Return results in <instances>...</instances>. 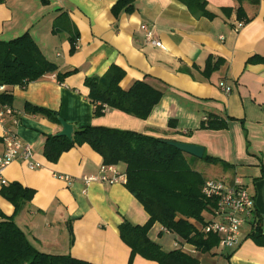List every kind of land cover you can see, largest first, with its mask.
Segmentation results:
<instances>
[{
    "label": "crops",
    "instance_id": "crops-1",
    "mask_svg": "<svg viewBox=\"0 0 264 264\" xmlns=\"http://www.w3.org/2000/svg\"><path fill=\"white\" fill-rule=\"evenodd\" d=\"M116 1L5 0L0 4V40L28 32L58 71L76 69L63 82L50 73L24 86L4 85L3 90L13 97L18 121L13 125L8 118L0 122V137L3 127L12 128L30 145L33 159L41 166L30 169L17 159L0 171V183L17 181L34 190L32 199L17 213L0 195V211L13 216L35 249L93 264H127L130 249L121 240L118 227L125 219L142 225L149 217L124 183L81 182L83 175L96 173L102 164L100 155L87 144L49 162L42 153L45 136L56 134L61 126L42 115L24 113V104L30 103L56 111L74 129L107 126L203 146L205 154L227 165L205 166L197 160L193 166L206 179L224 176L244 185L262 216L264 234V177H260L264 168V62L247 63L253 56L264 57V0H204L212 18L194 15L178 0H133L131 13L121 11L114 16L111 7ZM237 7L248 21L236 30ZM61 13L78 33L73 53L67 33L52 32ZM143 23L153 29L161 46L145 42ZM208 57L221 58L223 64L205 76L202 69ZM112 64L125 71L121 87L144 80L161 90L160 101L145 119L111 107L101 116L93 115L84 78L101 76ZM221 82L229 92L223 91ZM209 116L227 118V128L200 129V122ZM2 150L1 143L0 153ZM117 167L123 172V164ZM207 172L216 175L208 177ZM57 174L69 175L74 181L67 184ZM249 219L242 225L234 249L216 246L201 253L184 244L183 251L203 264H264V246L248 236ZM148 237L164 251L181 244L157 222ZM132 264L156 262L136 255Z\"/></svg>",
    "mask_w": 264,
    "mask_h": 264
},
{
    "label": "trees",
    "instance_id": "trees-1",
    "mask_svg": "<svg viewBox=\"0 0 264 264\" xmlns=\"http://www.w3.org/2000/svg\"><path fill=\"white\" fill-rule=\"evenodd\" d=\"M4 1L0 0V4ZM178 1L196 16H214L206 9L204 0ZM133 10V0H117L111 7L114 16L121 11L131 13ZM236 19L243 23L248 21L241 7L236 8ZM52 32L67 33L70 53L75 51L78 33L64 13L54 20ZM261 62H264L263 56H253L247 60V63ZM222 64L223 59L208 57L202 69L203 75L208 76ZM75 71L76 69L58 71L56 65L42 55L28 32L7 41L0 40V85L24 86L50 73H55L56 80L63 82L66 76ZM124 75L125 71L121 67L112 64L103 75L84 78L83 84L88 89L86 97L94 105V116L103 115L105 108L111 107L145 119L160 101L161 90L153 88L144 80H135L128 88L121 87L120 81ZM12 101V95L2 90L0 105L12 108ZM23 111L42 115L59 124L56 111L30 103L24 104ZM227 126V118L209 116L200 122L199 128L221 130ZM166 140L168 139L132 130L90 125L75 128L70 140L53 134L45 136L42 153L49 162H56L63 152L75 146L87 144L100 155L102 164L124 165V185L149 215L142 225L132 224L125 219L118 227L121 240L130 249L127 264H132L136 255L156 264H203L180 248L164 251L151 241L148 231L156 222L165 230L174 233L179 243L189 244L201 253L210 252L218 244L216 235L201 231L207 221L208 212L215 203L204 196L202 187L206 180L205 175L196 170L193 164L197 160L208 164H227L205 153L201 159L190 156L168 145ZM260 177H264V168L261 169ZM0 195L12 204L14 213H17L32 199L34 190L12 181L0 183ZM250 217L251 220L248 221L252 228L248 236L257 245L264 246L262 216L253 209ZM0 264L93 263L68 254H47L35 249L14 222L13 216H6L0 211Z\"/></svg>",
    "mask_w": 264,
    "mask_h": 264
},
{
    "label": "built area",
    "instance_id": "built-area-1",
    "mask_svg": "<svg viewBox=\"0 0 264 264\" xmlns=\"http://www.w3.org/2000/svg\"><path fill=\"white\" fill-rule=\"evenodd\" d=\"M243 25L241 21L236 22L237 30ZM143 37L146 43L153 46H161V42L156 38L153 29L147 24L141 25ZM224 92H229L230 88L223 82L219 84ZM4 85H0L3 90ZM16 124L17 114L13 108L7 105H0V122L4 120ZM3 150L0 153V171L14 160H21L26 163L30 169L39 168L40 163L33 159V153L30 145L23 142L10 127H3L2 134ZM65 183L70 184L74 178L69 175H55ZM125 174L120 171L117 165L101 164L96 173L83 175L80 180L84 185L93 182L98 183H124ZM204 196L214 201V207L208 212L206 223L201 231L204 234L216 235L218 237L217 247L221 250L234 249L240 242L241 227L246 219L251 216L254 209L253 196L247 191L237 179L228 180L226 177L206 179L202 187ZM178 248L184 249V244L178 245Z\"/></svg>",
    "mask_w": 264,
    "mask_h": 264
},
{
    "label": "water",
    "instance_id": "water-1",
    "mask_svg": "<svg viewBox=\"0 0 264 264\" xmlns=\"http://www.w3.org/2000/svg\"><path fill=\"white\" fill-rule=\"evenodd\" d=\"M58 122L61 126V130L54 134L55 136H64L67 139H72V133H73V125L64 121L61 117H58ZM166 143L190 156L196 157L198 159H201L204 154V147L197 145V144H192V143H187V142H182V141H176V140H166Z\"/></svg>",
    "mask_w": 264,
    "mask_h": 264
},
{
    "label": "rangeland",
    "instance_id": "rangeland-1",
    "mask_svg": "<svg viewBox=\"0 0 264 264\" xmlns=\"http://www.w3.org/2000/svg\"><path fill=\"white\" fill-rule=\"evenodd\" d=\"M201 164H205V166H207L208 165V163H201ZM206 175L208 176V177H214V176H212V175H216V174H212V173H206Z\"/></svg>",
    "mask_w": 264,
    "mask_h": 264
}]
</instances>
